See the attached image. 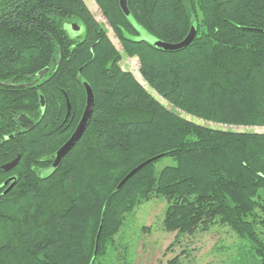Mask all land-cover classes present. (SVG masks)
I'll return each mask as SVG.
<instances>
[{
  "label": "trees",
  "instance_id": "1",
  "mask_svg": "<svg viewBox=\"0 0 264 264\" xmlns=\"http://www.w3.org/2000/svg\"><path fill=\"white\" fill-rule=\"evenodd\" d=\"M94 1L173 107L209 123L264 126V0H128L136 22L164 41L180 42L196 25L175 51L138 40L120 0ZM119 62L84 0H0V264H102L125 214L153 195L167 201V231L227 225L264 264V132L188 119ZM85 81L95 94L90 122L46 175L82 117ZM168 156L175 163L157 170Z\"/></svg>",
  "mask_w": 264,
  "mask_h": 264
},
{
  "label": "rangeland",
  "instance_id": "2",
  "mask_svg": "<svg viewBox=\"0 0 264 264\" xmlns=\"http://www.w3.org/2000/svg\"><path fill=\"white\" fill-rule=\"evenodd\" d=\"M84 1L118 49L120 66L133 73L137 80L169 109L215 128L264 132V126L245 127L209 123L173 107L143 80L138 58L124 53L120 41L96 2ZM79 29L76 25L69 27L72 33ZM174 163L172 157H164L156 163V168L161 170L165 165ZM167 206L163 196L153 195L127 212L119 232L114 235L113 244L108 246L106 254L100 258L102 264H167L175 257H178L179 264H253L255 261L248 240L240 238L227 225L216 223L209 230H198L192 235L167 231L163 225Z\"/></svg>",
  "mask_w": 264,
  "mask_h": 264
},
{
  "label": "water",
  "instance_id": "3",
  "mask_svg": "<svg viewBox=\"0 0 264 264\" xmlns=\"http://www.w3.org/2000/svg\"><path fill=\"white\" fill-rule=\"evenodd\" d=\"M128 0H120V5L122 10L124 11V13L126 14V16L128 17V19L134 24V26L138 29L139 31V36H138V40L141 41H147L149 42L151 45H153L154 47L160 49V50H164V51H175V50H180L182 48H185L195 37L196 35V25H193L190 32L188 33V35L180 42H167L164 41L160 38H158L157 36L153 35L152 33L148 32L147 30H145L144 28H142L137 22L136 20L133 18L129 8H128ZM74 26V24H66L65 27L67 29H69V27ZM44 74V71H41L39 73V78L42 77V75ZM37 78L36 81L39 79ZM85 88H86V93H87V100H86V105H85V109L84 112L82 114V117L79 121V123L77 124L75 130L73 131L72 135L70 136V138L57 150V152L55 153L54 156V162L53 164L48 167L45 171L46 175H50L52 174L55 169L59 166L60 162L62 161L63 157L74 147V145L78 142V140L81 138V136L83 135V133L85 132L89 122H90V118L95 106V94L94 91L92 89V86L90 85L89 82L85 81ZM41 105L42 107L45 106V99L44 97L41 98ZM68 109H70V105H68ZM69 112V111H68ZM20 156H18L16 159H14L12 162H9L7 164H5L3 166V168L5 170H10L11 168H13L19 161ZM157 157H153V158H149L146 161L142 162L141 164H139L138 166H136L133 170H131L122 180L121 182L118 184L117 189L121 188L124 183L134 174L136 173L139 169H141L143 166L147 165L148 163L152 162L153 160H155ZM10 178L9 180H7L4 184H7L11 181ZM13 186V183H11L8 187L11 188ZM101 230H102V223L100 225V228L98 230L97 233V237H96V248H95V254L98 248V242L100 239V234H101Z\"/></svg>",
  "mask_w": 264,
  "mask_h": 264
},
{
  "label": "flooded vegetation",
  "instance_id": "4",
  "mask_svg": "<svg viewBox=\"0 0 264 264\" xmlns=\"http://www.w3.org/2000/svg\"><path fill=\"white\" fill-rule=\"evenodd\" d=\"M74 25H75V24H74ZM76 26H77V25H76ZM77 28H80V29H79V31H77L76 33H72V32H71V33H72V34H75V35H76V34H79V33H80V31H82V28H81V27H79V26H77ZM68 30H69V29H68ZM53 162H54V159H53V161L51 162V164H50L49 166L45 167V170H44V172L46 171V169H47L48 167H50V166L53 164Z\"/></svg>",
  "mask_w": 264,
  "mask_h": 264
}]
</instances>
